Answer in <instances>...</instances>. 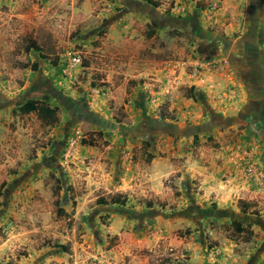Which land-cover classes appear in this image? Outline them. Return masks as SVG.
Wrapping results in <instances>:
<instances>
[{
    "label": "crops",
    "instance_id": "crops-1",
    "mask_svg": "<svg viewBox=\"0 0 264 264\" xmlns=\"http://www.w3.org/2000/svg\"><path fill=\"white\" fill-rule=\"evenodd\" d=\"M54 1L64 0H0V169L19 164L21 152L18 151L20 156L16 158L11 153L14 145L22 149V145L26 147L27 141L32 140L21 135L23 131L32 133L34 126L28 123L31 115H35L43 129H51L48 137L61 143L70 141L76 131L73 124L78 122L77 133L82 136L83 125L89 131L114 130L121 125L125 133L116 131L117 137H114L118 148L102 151L94 149L95 146L81 145L72 155L93 157V165L88 170L82 167L86 175L81 179H85V189L89 192L78 194L77 199L89 203L105 193L128 196L126 208L131 218L127 222L130 226L127 235L135 238L138 230L156 228L155 234L162 235L158 232L162 224L169 226L159 207L167 197L173 200V190L165 183L174 174L179 182L183 181L185 192L181 197L190 205L215 207L214 215L204 213L203 218L219 217L230 223L237 220L247 227L253 224L254 215L263 218L264 8L253 4L254 7L248 9L246 22L249 24L242 27L235 17L249 6V0H171L173 7L163 11L159 9L160 3L152 5L145 0H105L108 6L101 14L110 23V37L115 38L108 37L101 44L110 41L108 49L114 50L110 53L114 57L115 51L124 47L118 52L128 56L124 60L119 57L121 61L117 64L125 68L110 69L104 78V68L89 66L81 80H85L82 93L75 90L73 102L69 103L71 98L65 89L68 90L70 78L78 77L80 69L65 73L63 62L69 51L54 65L51 59L56 57L45 52L47 60L35 49L25 50L26 38L41 43L37 35L45 26L51 37H55L56 11H50L49 7ZM136 26H142V32L154 34L148 38L141 34L142 38L138 39ZM214 44L215 51L221 50L219 69L195 72L194 64ZM102 48L99 50L106 53V48ZM97 58L102 60L103 56ZM121 76L127 81L121 87L126 97L116 116H121L118 112L124 106L129 123L116 120L109 107L110 98L97 97L105 88L99 82L100 77L103 82L115 85L113 78ZM92 82L98 87H93ZM86 90L96 94H87ZM109 90L112 94L113 89ZM92 98L94 102H90ZM31 100L59 107V121L49 125L35 112L21 113L19 107ZM85 100L99 105L100 110L92 111ZM75 105L79 109L86 108L87 119L73 115L71 108ZM162 108L173 118H162ZM63 125L67 126L62 130ZM59 127L54 136L53 130ZM60 132L62 137L58 135ZM80 138L81 142L83 137ZM14 140L20 141L21 146L19 142L13 143ZM57 154L55 150L51 158L57 160ZM37 160L31 164L36 170ZM53 164L57 166L61 161H53ZM249 168L261 176L260 179L253 177ZM240 200L251 203L249 213L241 211ZM148 202L153 205L149 207ZM258 208L260 214L253 212ZM262 222L257 226L259 229L264 220ZM205 226L195 223L197 230L192 232L193 237L188 242L190 251H206L202 259L193 255L192 264H211L206 253L209 252L208 235H213V230H205ZM250 228L254 238L257 231L254 226ZM214 235L212 238L218 241L215 247L232 255L238 241ZM236 238L241 241V237ZM183 240L180 241L184 243ZM263 246L260 249H264Z\"/></svg>",
    "mask_w": 264,
    "mask_h": 264
},
{
    "label": "rangeland",
    "instance_id": "rangeland-1",
    "mask_svg": "<svg viewBox=\"0 0 264 264\" xmlns=\"http://www.w3.org/2000/svg\"><path fill=\"white\" fill-rule=\"evenodd\" d=\"M158 1L159 9L162 11L171 9L174 4L171 0ZM104 2L105 0L54 1L49 7L50 11H56L53 23L57 26L54 32L55 37H51L50 30L46 26L37 35L44 51L52 58L58 57V62L66 51L84 53V63L78 67L80 68L77 73L78 77L70 78L68 90L65 89L71 98L69 103L73 102L75 90L78 89L82 93L84 88L82 82L85 80L82 82L81 80L85 77L84 71L89 66L100 65V68H104L105 71L102 74L104 78L110 69L125 68V66L117 64V61H121L119 57L122 56V60H124L128 56L127 53L118 52L123 51L124 47H119L120 49L115 51L114 57L113 54H110L114 50L108 49L110 41L105 40V43L101 44L102 40L110 37V23L101 14L103 8L108 6ZM255 3L264 8V0H249V6L246 5L242 13L235 17L236 22L240 23L242 27L249 24L246 22L250 12L248 9ZM41 6L43 5L41 4ZM46 11L47 9L44 12ZM135 28L139 35L138 39L142 38L141 34H145L147 37L148 31L146 30L147 33L142 32V26ZM101 46L104 50L106 48V53L99 50ZM13 52L15 54V50ZM54 52L55 55L52 56L51 54ZM220 53V49L217 51L211 49L209 52H205L204 57ZM100 56H103L102 60L97 58ZM102 79L103 77H100L99 82L103 84L105 82L107 85L103 86L105 88L97 97L110 98L109 107L116 118V112L126 97L121 87L123 88L122 85L127 81L125 76L114 77L115 85H111L112 83L103 82ZM110 87L113 89L112 94L109 93ZM88 92L91 95L96 94L93 93V90H88L86 93L88 94ZM81 100H83L82 97ZM84 102L92 111H98L101 108L97 104L87 103L86 100ZM90 102H94V99L92 98ZM28 123L30 126H34L32 133L23 131L21 135L23 138H32V140L27 141L26 147L22 145V149H17L14 145V150L11 153L13 158H16L20 156L18 151L21 152L19 164L0 169V264H192L194 262L193 255L202 259L206 252L205 250L204 252L201 250L190 251L188 246L191 244L188 242L193 237L192 232L197 230L195 223L198 225L203 223L206 225L205 230L207 228L213 230V235H208L207 240L209 255L206 253L211 264H264V249H260L264 245V224L261 226L263 231L257 227L263 223L264 215L263 218L254 215L253 224L248 227L244 224L245 231L238 235L241 237V241H239L234 231L235 226L229 221H222L218 219L219 217L216 219L203 218L204 213L208 216L215 214L214 206L206 208V206L198 205L199 207H196L181 197L185 189L182 186L183 181H178L177 174L171 175L165 183L167 188L173 190L174 201L166 196L167 198L160 202L161 215L164 216L166 222H170L169 226H166L165 223L162 224L158 231L162 235L155 234L156 228L144 232L138 230V235L136 234L133 238L127 235L130 228L127 222L131 218L127 208L117 204L98 205L94 200L88 203L82 198L77 199L78 194L89 192V189H85V179H81V176L86 175L84 169L88 170L87 168L93 165V157L77 158L72 155L75 149L82 145L78 141V137H84L85 133L88 135L90 132H102L104 137L98 141V146H95L94 149L99 148L102 151L109 148L116 149L118 148V143L114 138L117 137L116 131L121 134L125 133V129L120 127L121 125L114 130L97 129L95 131H89L83 125L82 136L81 133H77V127L80 125L78 122L73 124L76 131L73 132L70 141L61 143L54 137L47 136L51 133V129H43L39 125V121L35 119V115L29 117ZM65 126L67 125H63L61 129L63 130ZM13 127L16 129L17 125H13ZM58 130L60 127L53 130L54 136ZM61 134L62 132L58 135L62 137ZM17 142L20 143L15 140L13 143L17 145ZM55 150H58L56 159L58 162L61 161V164L57 166L53 164V161L58 163L57 160L51 158ZM35 159H38L39 164L37 170L31 165ZM82 167L85 168L82 169ZM249 167L252 168V165ZM48 168H50L49 171ZM250 168L248 169L250 174L260 179L261 176L255 174L256 172ZM74 181H76L75 184ZM57 184L62 187L58 195L56 194ZM68 187H71L72 191L69 192ZM114 194L105 193L104 196L110 198ZM57 198L60 200L59 207L56 205ZM59 208H62V213ZM259 210V208L254 209L253 212L260 214L261 210ZM202 219L206 221H202ZM251 226H254L257 231L255 237L252 238L255 243L251 241L249 243L244 238ZM214 234L220 236V239L226 236L238 241L232 255L215 247V243L218 241L212 238L215 236ZM183 237H187V239L183 240ZM180 240H183L184 243ZM54 243L69 245L71 253L54 247L52 245Z\"/></svg>",
    "mask_w": 264,
    "mask_h": 264
},
{
    "label": "trees",
    "instance_id": "trees-1",
    "mask_svg": "<svg viewBox=\"0 0 264 264\" xmlns=\"http://www.w3.org/2000/svg\"><path fill=\"white\" fill-rule=\"evenodd\" d=\"M147 2H149L152 5H158L159 1L158 0H145ZM154 33L150 32L149 34H147V36L151 37ZM25 42H27V45L25 46V50L27 52H29L31 49H35L37 51L40 52V56L43 59H49L48 56L45 54V51L43 49V47L38 44L35 40H33L32 38L29 39H25ZM211 53V52H210ZM212 55H209L207 57H210ZM51 63L54 65L58 64V57H56L55 59H51ZM35 67L37 68V64H35ZM33 69L34 65H33ZM106 86L107 83L104 82V84H101ZM92 86L93 87H98V84L96 82H92ZM19 111L21 113H31V112H35L38 114V116L45 121L47 124L49 125H53L55 123H57L59 121V113H60V108L59 107H51L49 104H47L46 102L40 101V100H31L28 101L27 103L23 104L22 106L19 107ZM121 116H117L116 120L118 122H128L130 121V119L127 118V114L124 111V106H121V108L119 109L118 112ZM161 116L162 118H169V114H166L164 111V108L161 109ZM124 117V118H123ZM173 118V117H170ZM125 119V120H124ZM104 134L102 132H90L88 133V135L86 137H83L81 139V144L83 146H98V141L100 139H103ZM62 190V187L57 184L56 186V194L58 195L59 192ZM69 192L72 191L71 187H68ZM127 200H128V196L123 194V193H116L114 195H112L110 198L106 197V196H99L96 200L95 203L98 205H111V204H117L120 207H124L126 208L127 205ZM149 205V207H151L153 205L152 202H148L147 203ZM56 205L59 207L60 206V200L57 198L56 200ZM239 207L241 209L242 212L244 213H249L250 209H251V203L247 202L245 200H240L239 201ZM61 213L62 208H59ZM232 224L235 226V233L236 236L239 237L238 235H240L241 233H244V228L245 225L237 220H233ZM254 232L252 229H248L246 235L244 236L245 241L250 242L253 238ZM54 247H57L59 249H62L64 252L67 253H71V248L69 245L67 244H61V243H54L52 244Z\"/></svg>",
    "mask_w": 264,
    "mask_h": 264
},
{
    "label": "built area",
    "instance_id": "built-area-1",
    "mask_svg": "<svg viewBox=\"0 0 264 264\" xmlns=\"http://www.w3.org/2000/svg\"><path fill=\"white\" fill-rule=\"evenodd\" d=\"M219 58V55H212L210 57H200L197 63L194 64V66H196L194 68V71L213 72L218 70L221 63ZM63 63L65 64V73L71 74L74 70L82 66V64L84 63V53L80 51L69 52L68 55H66Z\"/></svg>",
    "mask_w": 264,
    "mask_h": 264
},
{
    "label": "flooded vegetation",
    "instance_id": "flooded-vegetation-1",
    "mask_svg": "<svg viewBox=\"0 0 264 264\" xmlns=\"http://www.w3.org/2000/svg\"><path fill=\"white\" fill-rule=\"evenodd\" d=\"M213 43H215L216 44V41H214ZM214 44V46H212V49L213 50H215L217 47H216V45ZM84 109H86V108H81V109H79L76 105L74 106V107H72L71 108V111H72V113H73V115L76 113L77 115L76 116H83L85 119H87L86 118V112L84 111ZM74 110L76 111V112H74Z\"/></svg>",
    "mask_w": 264,
    "mask_h": 264
},
{
    "label": "water",
    "instance_id": "water-1",
    "mask_svg": "<svg viewBox=\"0 0 264 264\" xmlns=\"http://www.w3.org/2000/svg\"><path fill=\"white\" fill-rule=\"evenodd\" d=\"M228 45V44H227ZM229 46V45H228ZM227 50H225V53H226Z\"/></svg>",
    "mask_w": 264,
    "mask_h": 264
}]
</instances>
